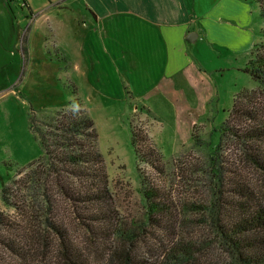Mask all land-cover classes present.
<instances>
[{"label":"rangeland","instance_id":"374dc122","mask_svg":"<svg viewBox=\"0 0 264 264\" xmlns=\"http://www.w3.org/2000/svg\"><path fill=\"white\" fill-rule=\"evenodd\" d=\"M17 1L0 0V192L42 157L32 122L46 130L57 111L77 109L92 120L108 194L96 207L106 213L105 226L88 223L101 233L98 239L56 188L57 176L44 180L43 189L20 182L25 205L19 211L0 200V213L20 229L1 232L0 241L17 244L21 236L32 253L29 264H69L52 227L69 241L77 264H125L126 258L132 264H233L216 237L218 218L211 212L221 205L225 217H232L234 195L243 191L264 207V172L250 157L264 149L253 134L257 129L264 139V91L246 72L264 28L257 6L250 0L237 4L228 28L224 21L193 26L184 63L174 70L146 68L137 52L143 42L139 37L137 47L132 32L123 33L122 42L97 35L102 63L93 69L85 40L94 28V7L86 0ZM106 35L121 37L114 29ZM108 47L119 50L118 66L109 61ZM73 100L75 107L61 108ZM129 127L138 136L140 159ZM142 135L152 152L143 148ZM58 177L80 193L88 186L69 170ZM150 205L157 211H149ZM10 247L13 252L0 245V264H28L22 248Z\"/></svg>","mask_w":264,"mask_h":264},{"label":"trees","instance_id":"16d2710c","mask_svg":"<svg viewBox=\"0 0 264 264\" xmlns=\"http://www.w3.org/2000/svg\"><path fill=\"white\" fill-rule=\"evenodd\" d=\"M20 1L25 2V0H19L17 2ZM252 2L257 6L259 17L264 20V0H252ZM247 66L248 70H246V72L257 84V87L264 91V28L260 31V42L255 44L248 54ZM241 94L242 92L238 95ZM76 104H78V102L73 100L71 103H67L61 108L65 106H72L71 108H73ZM232 108L231 114H233L235 110L234 107ZM53 117L52 122L48 124L46 130H41L39 127H36L34 122H32L31 125L32 131L38 139L42 149V159H40L44 160L45 163L47 162L48 168L45 169L43 167L44 162L41 163L42 165L37 163L40 162V159L29 163L27 165L28 173L24 175L26 182H24V178L20 181H15L11 178L10 185H2L0 200L5 206L19 211L21 206L25 205L24 190L22 191L21 189L20 191L19 188H22L28 182L32 186L26 187L27 189L31 187L32 189H43L45 186L43 183L44 180H49L52 175L57 176L56 188L60 191V194L71 202L77 218L82 221L81 224L89 229L92 235H96V237L100 239L102 237L101 233H97L93 228L88 227L90 221H93L98 227L105 226L104 217L106 216V213H101L96 207L103 204V195H106L107 198L108 194L105 185L103 184L105 180V170L103 168L101 154L95 143L96 134L93 130L92 120L88 115H85L77 109L76 111L75 109L57 111L56 115ZM224 124L225 123H223V125ZM260 132L261 131L256 129L253 133L254 140L259 139L263 144L264 139H262L263 137H259L261 134ZM223 133H225L224 130L221 131V133L219 132L218 143L212 150V155L215 157L218 156L217 153L219 151ZM137 138L138 136L135 134L133 128H130V143L135 157L140 159L142 151L138 147ZM252 138L253 136L249 135V139ZM139 140L142 142L145 151L152 152L147 137L142 135ZM261 148H264V146H261ZM259 150L260 151L253 155H250V157L252 158L253 163L255 160H258L255 164L264 172V155H260L263 154L264 149ZM257 153H259V155ZM68 170L69 173L76 175L77 179L80 177L79 184L84 181L88 182V186L86 185L83 189L84 193H80V191H82L81 188H73L72 185L74 184H68V186L66 183H62V181L59 180L58 175L63 171L68 172ZM217 172L220 173V170ZM220 174L218 175L219 178ZM20 182L23 186L18 188L17 186ZM236 193L233 198L236 209L232 217H225V214L220 211L222 208L221 205L215 211L213 209L211 212L214 217L218 218L216 219L218 222L215 228L216 237L225 252L231 257L233 264H264V207L256 206L252 203L248 192L243 191L241 194L238 193L239 195ZM80 194L82 195L80 196ZM148 197L153 198L151 195ZM46 200V205L48 207L50 204L48 202H50V200L49 198H46ZM81 207H84L85 209H83L85 212L82 215L78 212V210L82 209ZM148 209L153 213L157 211V207L154 205L148 206ZM91 212L93 214H91ZM89 213L91 214L89 215L90 217L88 216ZM11 221V218H7L3 216V213H0V233L16 234L20 228L16 224L11 223ZM47 226H49V223H47ZM49 230L51 232L53 231V234L55 233L57 240L62 247V254L67 262L69 264H77L75 263V258H72L73 251L70 250L67 245V242L69 241L64 238V235H62L59 228L52 227L49 228ZM111 234L112 229L110 235ZM120 235L123 234L121 233ZM1 244H4L5 248L10 250V252H13L10 245H13V247L18 250L19 248H22V253L25 255L27 263H30L32 253L30 247L26 249L25 244L23 245L21 236L17 240V244L0 241V245ZM47 244L48 241L46 245ZM14 252L15 258L17 259L18 256L16 254L18 253H16V251ZM125 264H132L129 258L125 259Z\"/></svg>","mask_w":264,"mask_h":264},{"label":"crops","instance_id":"0c3cea01","mask_svg":"<svg viewBox=\"0 0 264 264\" xmlns=\"http://www.w3.org/2000/svg\"><path fill=\"white\" fill-rule=\"evenodd\" d=\"M247 1L86 0L90 7L95 8L89 11V21L93 23L94 28L89 31L85 40L88 49L92 51L91 66L95 69L98 62L102 63L100 51L94 46L97 43V35L101 34L102 40L107 42L113 39L117 42L121 41L123 33L132 32L138 35L137 38L135 36L137 47H140V43L143 42L142 48L137 49L139 50L137 52L147 64L146 68L168 66L169 70H174L184 63L186 38L194 28L193 26L204 23L206 27H209L210 24L216 25L214 23L224 21V26L228 28L230 27L229 21L236 16L237 4L244 2L247 6ZM113 29L116 33H121L120 40L106 35L108 30ZM139 37L142 41L140 43L138 42ZM107 52L111 57L109 61L118 66L120 64L118 61L121 60L117 58L119 50L114 51L108 47ZM113 54H116V57ZM141 69L144 70V68ZM114 70L119 71V68ZM172 72L170 71L169 74Z\"/></svg>","mask_w":264,"mask_h":264},{"label":"water","instance_id":"95a60500","mask_svg":"<svg viewBox=\"0 0 264 264\" xmlns=\"http://www.w3.org/2000/svg\"><path fill=\"white\" fill-rule=\"evenodd\" d=\"M191 37H193V34H189L188 36H187V41H192V39H191Z\"/></svg>","mask_w":264,"mask_h":264}]
</instances>
